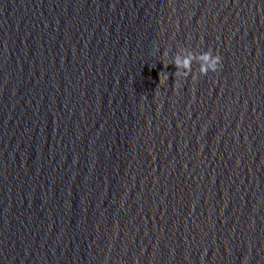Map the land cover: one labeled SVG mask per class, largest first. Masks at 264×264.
<instances>
[{
  "label": "clouds",
  "instance_id": "obj_1",
  "mask_svg": "<svg viewBox=\"0 0 264 264\" xmlns=\"http://www.w3.org/2000/svg\"><path fill=\"white\" fill-rule=\"evenodd\" d=\"M192 59L193 57H184V58L177 57L173 61L174 66L177 69V73H179L181 69H184L186 72H190ZM200 61H201L200 71L203 76L208 75L209 72H213V73L217 72L222 67L221 56L219 54H213L212 50L203 53L200 57ZM163 79H167V76H163ZM175 86L179 87L178 79H176Z\"/></svg>",
  "mask_w": 264,
  "mask_h": 264
}]
</instances>
